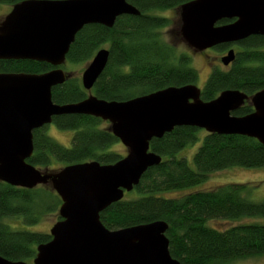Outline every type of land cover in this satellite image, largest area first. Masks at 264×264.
<instances>
[{"label": "water", "instance_id": "1", "mask_svg": "<svg viewBox=\"0 0 264 264\" xmlns=\"http://www.w3.org/2000/svg\"><path fill=\"white\" fill-rule=\"evenodd\" d=\"M180 34L193 50L233 45L264 37V0H192L180 7ZM123 15L140 12L126 0H23L0 23V60L46 63L42 74L0 73V182L23 189L50 185L61 204V218L50 241L36 247L32 264H181L171 257L163 221L107 229L100 213L121 201L143 174L161 163L149 150L176 127L208 134L240 135L264 146V90L248 96L224 90L205 102L196 85L168 87L127 101H106L92 94L76 103H53L51 89L67 79L62 66L76 34L87 25L112 28ZM226 24H218L222 21ZM235 51L222 56L229 66ZM108 49H98L81 74L87 92L106 68ZM248 102L253 112L234 116ZM87 115L108 122L110 133L127 149L113 164L96 161L42 173L26 162L33 153V131L55 116ZM0 264H27L0 256Z\"/></svg>", "mask_w": 264, "mask_h": 264}, {"label": "trees", "instance_id": "2", "mask_svg": "<svg viewBox=\"0 0 264 264\" xmlns=\"http://www.w3.org/2000/svg\"><path fill=\"white\" fill-rule=\"evenodd\" d=\"M21 1L0 0V4L13 6ZM126 1L140 15L118 17L112 28L96 24L83 27L66 55L70 63L87 62L106 45L108 63L91 91H85L77 79L70 77L51 89L53 103H76L88 94L106 101H127L168 87L195 85L198 73L190 66L189 56L178 52L162 37V30L170 21L151 14L155 10L178 8L192 0ZM232 46H237L234 61L227 69L212 70L201 89L202 101L209 102L224 90H239L249 97L264 90V50H260L264 37L251 36ZM228 47L219 45L215 49L223 51ZM51 68L46 63L28 60H0V73L42 74ZM252 112V106L245 104L232 115L245 116ZM102 122L87 115L53 117L52 124L58 129L74 131L70 146L59 145L45 134L44 128L34 130L33 153L26 162L39 169L51 166L53 161L64 166L92 161L101 165L117 162L123 156L108 149L118 140L108 128L100 127ZM198 130L176 127L162 138L152 139L149 150L161 156V163L143 174L129 196L101 212V223L109 230H118L165 222L169 253L181 264H229L238 259L264 256V225H236L223 230L206 225L211 219L264 216V201L252 202L243 196L246 185L225 184L176 198L162 196L194 187L213 171L230 166H264V146L257 140L206 133L193 155L192 168L185 158H178L176 154L197 140ZM60 204L50 185L23 189L0 182V256L32 264L36 247L51 237L25 226L39 223ZM8 220H21L25 226L12 228Z\"/></svg>", "mask_w": 264, "mask_h": 264}, {"label": "rangeland", "instance_id": "3", "mask_svg": "<svg viewBox=\"0 0 264 264\" xmlns=\"http://www.w3.org/2000/svg\"><path fill=\"white\" fill-rule=\"evenodd\" d=\"M10 5L0 4V23L4 20L6 15L11 10ZM151 14L159 17L168 18L170 24L162 30V37L164 41L169 44L172 43L176 47L177 51L180 53H185L190 58V66L194 68L198 73V79L195 83L196 87L202 89L206 80L208 79L210 73L215 68L227 69L221 63L222 56L226 55V52L229 50L219 51L215 48H209L203 51H196L191 49L182 39L180 34L181 28V19H180V10L179 8L166 9V10H155ZM232 46V45H230ZM101 48L106 49V45ZM99 48V49H101ZM230 49L234 51L237 50V46H232ZM264 50V46L260 48ZM91 58L87 62L82 63H70L68 61L64 62L62 70L66 73L67 77H73L77 79L81 84V74L86 68ZM87 93V92H86ZM100 127L108 128L110 127L109 123L102 122ZM44 132L47 136L57 142L63 147H69L71 138L74 134L72 130H60L54 124H49L44 127ZM206 131L200 129L197 131V140L184 149L179 151L176 154L178 158H185L188 164L194 168L193 164V155L197 150L198 146L201 144ZM109 151L114 152L119 156H126L127 149L118 141L117 143L110 146ZM65 167L62 163H56L53 161V164L47 168H36L42 173H56ZM225 184H244L247 188L243 192V196L252 202H262L264 201V166L255 167V168H245L238 166H230L218 171H213L208 174V177L201 182L200 184L190 187L187 189L173 191L167 194H162V196H167L171 198L180 197L184 194L197 191H207L214 189L218 186ZM129 192L124 194L123 198L129 196ZM58 208H55L52 213H49L41 218L39 223L35 225L25 226L21 224V220L13 221L8 220L7 223L12 228H25L30 231H38L41 233H49V230L57 222L58 218ZM250 224H259L264 225V216H241L237 219L232 220H222V219H211L206 222V225L210 228L216 230H223L231 226L236 225H250ZM32 263V260L30 261ZM229 264H264V256L252 257L247 259H238Z\"/></svg>", "mask_w": 264, "mask_h": 264}, {"label": "flooded vegetation", "instance_id": "4", "mask_svg": "<svg viewBox=\"0 0 264 264\" xmlns=\"http://www.w3.org/2000/svg\"><path fill=\"white\" fill-rule=\"evenodd\" d=\"M11 7H13V6H11ZM12 9V8H11ZM11 11V10H10ZM231 47V46H230ZM230 47H228L226 50H228V49H230ZM53 68H51V70H52ZM70 77H67V79H69ZM245 104H249L248 102H245ZM105 122V121H104ZM108 123V122H107ZM45 127V126H44ZM44 127H42V128H44ZM121 143V142H120ZM57 218H58V220H57V222L59 221V220H61V218L59 217V216H57ZM50 231V230H49ZM49 234V233H48ZM50 236V235H49Z\"/></svg>", "mask_w": 264, "mask_h": 264}]
</instances>
